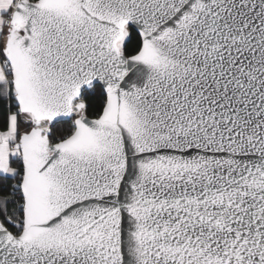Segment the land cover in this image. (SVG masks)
Returning <instances> with one entry per match:
<instances>
[{"label":"snow or ice","instance_id":"1","mask_svg":"<svg viewBox=\"0 0 264 264\" xmlns=\"http://www.w3.org/2000/svg\"><path fill=\"white\" fill-rule=\"evenodd\" d=\"M0 264H264V0H0Z\"/></svg>","mask_w":264,"mask_h":264}]
</instances>
